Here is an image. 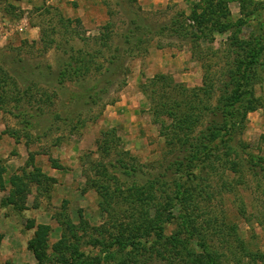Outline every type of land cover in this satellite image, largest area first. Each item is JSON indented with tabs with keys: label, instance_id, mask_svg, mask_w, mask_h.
<instances>
[{
	"label": "rangeland",
	"instance_id": "obj_1",
	"mask_svg": "<svg viewBox=\"0 0 264 264\" xmlns=\"http://www.w3.org/2000/svg\"><path fill=\"white\" fill-rule=\"evenodd\" d=\"M146 2L0 0V264H116L125 258L127 248L115 250L108 243L120 233L121 224L133 220L131 211L123 212L116 204L115 189L140 184L132 169L149 176L169 158L163 132L174 124L169 106L161 104L185 97L173 84L201 86L203 65H210V73L220 71L221 54L207 48L223 49L229 35L213 31L211 43L199 40L194 53L200 48L204 53L198 58L189 41L168 32L150 34L145 24L154 29L172 18L182 19L180 14L191 18L197 13L209 27L236 20L244 9L264 13V0ZM137 24L134 36L128 35ZM248 31L245 27L238 35ZM100 33L104 44L96 40ZM111 54L120 58L121 73L105 81ZM79 68L82 74H76ZM159 74L167 76V83ZM94 84L102 90L89 102L85 96ZM254 93L264 101L262 66ZM181 110L172 111L179 115ZM239 137L264 157L263 106L247 113ZM119 157L130 167L128 173L114 167ZM14 175L27 184L24 195L11 191ZM258 179L245 173L237 194L225 192L202 205L216 216L225 212L247 247L264 253V178ZM38 225L50 228L44 234L47 247L41 256L47 258L42 262L30 247ZM61 238L66 240L62 253L77 256L72 263L54 247ZM214 241L228 255L225 244ZM256 263L264 264V258ZM147 264L165 263L155 259Z\"/></svg>",
	"mask_w": 264,
	"mask_h": 264
},
{
	"label": "trees",
	"instance_id": "obj_2",
	"mask_svg": "<svg viewBox=\"0 0 264 264\" xmlns=\"http://www.w3.org/2000/svg\"><path fill=\"white\" fill-rule=\"evenodd\" d=\"M206 12L203 10V15ZM196 14L193 13L191 18L180 14L182 19L172 18L154 29L145 24L150 34L168 32L169 36L189 41L193 57L198 58H202L201 54L204 53L201 48L197 54L194 53L200 47L199 40L211 43L214 40L213 31L229 32V35L223 49L207 48L215 56L221 54L219 61L223 62L220 71L210 73V65H203L201 86L188 89L173 84V90L187 96L182 99L174 97L161 104V108L169 106L171 111L168 117L174 124L170 132H163L169 158L149 176L132 169L134 179L140 184L133 182L132 186L115 189L118 198L116 204L120 210H129L133 214L131 223L125 226L121 224L122 235L119 231L114 240L108 242L115 250L127 248L126 257L120 258L116 264H147L155 259L165 264H257L258 260L264 258L263 252L247 247L237 224L225 212L216 216L202 205L225 192L237 194L236 186L244 184L245 173L257 182L259 177L264 178V157L254 154L239 137L247 113L259 106L264 107V101L254 93L260 67H264V13L244 9L236 20H222L209 27ZM189 19L196 22L194 26L185 23ZM130 22L135 23L134 19ZM245 27L249 28L247 35H238ZM135 28H138V24L129 28L128 35L134 36L131 34H135ZM128 35H125L126 39ZM96 40L104 44V34L100 33ZM141 41L139 35L136 45ZM114 58L118 57L111 54L107 59L109 67L106 72L109 76L105 77V81L111 75L121 73V60ZM79 73L82 74L81 68L76 72ZM156 77L164 82L168 80L162 74ZM97 87L94 84L85 96L89 102H94L101 92L102 89ZM155 92H150L151 99H154ZM174 107L183 110L178 115L172 111ZM156 109L160 111V108ZM113 164L123 172L131 170L124 163V158L115 159ZM36 172L35 176H38V169ZM30 175L34 176V172ZM10 183L12 192L18 196L24 195L27 184L23 177L14 175ZM126 202L129 203L127 208L124 205ZM238 208L239 211L242 209ZM172 224L176 225L174 229L169 227ZM49 229L47 225H38L35 238L30 242L39 262L47 258L46 254L41 256V252L46 250L47 236L44 234ZM214 240L225 244L228 255L216 247ZM65 242V238H61L54 247L66 262L72 263L77 256L69 258L62 253Z\"/></svg>",
	"mask_w": 264,
	"mask_h": 264
},
{
	"label": "crops",
	"instance_id": "obj_3",
	"mask_svg": "<svg viewBox=\"0 0 264 264\" xmlns=\"http://www.w3.org/2000/svg\"><path fill=\"white\" fill-rule=\"evenodd\" d=\"M145 1H147V0H145ZM152 2H156V0H148V2H146V3L152 4Z\"/></svg>",
	"mask_w": 264,
	"mask_h": 264
}]
</instances>
